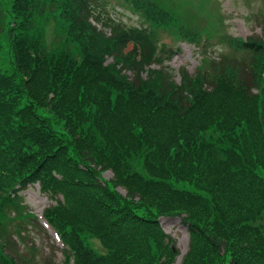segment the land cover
Listing matches in <instances>:
<instances>
[{
	"label": "trees",
	"instance_id": "obj_1",
	"mask_svg": "<svg viewBox=\"0 0 264 264\" xmlns=\"http://www.w3.org/2000/svg\"><path fill=\"white\" fill-rule=\"evenodd\" d=\"M0 1V264L29 262L13 235L37 225L18 195L34 181L60 264H174L159 216L187 227L179 264H264V20L217 39L212 11L170 0H116L136 25L104 0ZM167 40L199 47L193 74L174 79Z\"/></svg>",
	"mask_w": 264,
	"mask_h": 264
},
{
	"label": "rangeland",
	"instance_id": "obj_2",
	"mask_svg": "<svg viewBox=\"0 0 264 264\" xmlns=\"http://www.w3.org/2000/svg\"><path fill=\"white\" fill-rule=\"evenodd\" d=\"M173 2L177 8L183 12L188 11L192 14L194 18H200L195 14L199 12L204 14V9L210 10L216 16L214 18H203L202 23L212 26L215 29L221 28L222 33L231 34L234 36H240L242 38L247 37L251 34H260L261 24L264 20V0H170ZM0 3H3L0 1ZM109 12L116 16L120 14L123 20L131 21L135 23L136 14L130 9L129 13L126 9L120 6H115V11H113L109 5ZM204 8V9H203ZM45 17H48L54 24L56 29L58 22L49 13H44ZM221 21V26H220ZM4 24H1L0 30V44L4 43L1 37L5 33ZM49 27V26H47ZM4 28V29H3ZM57 31V29H56ZM58 33V31H57ZM51 36L53 32L50 33ZM182 42V41H181ZM178 50L173 54L169 60L164 62L171 70L174 71V79L178 81L179 69L185 68L188 73L193 74L198 67L200 61V54L197 49L187 43H178ZM151 67H157L152 65ZM3 72L10 73L12 67L9 63L5 64L2 68ZM112 173L110 170L103 172L104 178H110ZM122 193L124 191L119 189ZM22 199L26 204L27 208L31 210L39 218L43 209L51 204V200L45 195L39 192L37 185H31L29 188L21 193ZM40 221L43 223V219L40 217ZM161 227L168 233L172 238L175 239V248L178 250L179 254L176 256L175 264H178L181 260L182 255L187 250L188 245V233L186 226L181 224L180 218L174 217H161L160 218ZM37 223V225L31 226L29 223L25 222L21 225L20 229H25L22 240L15 239V250L27 257L29 262L26 264H60L61 257L59 251H54V248H59L60 241L57 239L56 235L50 228L45 231L43 225ZM42 227V228H41ZM45 231V232H44ZM9 232H14V229H7V234ZM11 238V237H10ZM99 245L95 241V246ZM30 247H34L32 250Z\"/></svg>",
	"mask_w": 264,
	"mask_h": 264
}]
</instances>
